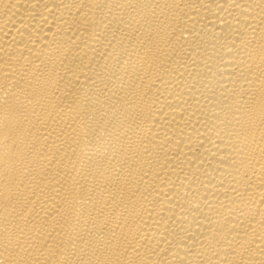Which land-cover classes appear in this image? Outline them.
Masks as SVG:
<instances>
[{"label": "bare ground", "instance_id": "obj_1", "mask_svg": "<svg viewBox=\"0 0 264 264\" xmlns=\"http://www.w3.org/2000/svg\"><path fill=\"white\" fill-rule=\"evenodd\" d=\"M0 264H264V0H0Z\"/></svg>", "mask_w": 264, "mask_h": 264}]
</instances>
